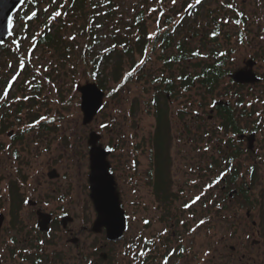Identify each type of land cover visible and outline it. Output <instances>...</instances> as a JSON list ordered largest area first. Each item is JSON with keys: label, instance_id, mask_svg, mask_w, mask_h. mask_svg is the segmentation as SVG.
<instances>
[{"label": "rangeland", "instance_id": "obj_1", "mask_svg": "<svg viewBox=\"0 0 264 264\" xmlns=\"http://www.w3.org/2000/svg\"><path fill=\"white\" fill-rule=\"evenodd\" d=\"M37 1H39V11L46 9V14L56 20L55 23L60 26L59 31L63 40L67 43L72 42L73 53L65 59L60 53L54 52V49L37 43L36 38L42 28L40 21L25 20L28 12L33 10L32 7L23 14L21 8L15 14L14 17L17 19L13 29L14 37L12 36L13 40L8 46L12 48V45L19 40L21 52L19 55L16 52L9 53L8 56V65L13 63V70H9L7 75L11 76L16 72L18 78L12 87L14 95L11 96L9 93L6 96L10 105L8 111L5 110L10 115L9 127L5 130L12 129L13 133L8 135L7 131H0V142L4 143V149L6 148L1 152L0 162L3 167L7 165L6 168H10V164H12L11 168L20 166L19 161L12 156L11 149L21 148L20 157L24 156L26 163L24 173L27 182L25 185L22 184L25 194L33 188V194L37 196L47 186L45 195L55 196L54 200H45L48 208L54 210L57 215L65 212L73 216L74 222L69 227L80 228L81 225H85L90 228L95 212L87 188L89 161L87 140L90 131L94 130L101 135L100 141L104 145H116L109 161L128 222L123 238L116 242L108 241L104 233L83 232L80 234L79 249L66 240L68 234L65 231L54 230L52 235L45 238L42 248L49 256L46 264H151L152 256L160 261L165 254L164 250L169 249L170 252H174L173 264H214L220 259L221 252L223 256L226 255L225 250L229 249V244L238 241L239 236L243 235L240 230L235 232L230 218L231 208L228 205L226 207L220 205L219 208L218 204L216 206L211 204L215 196H218V186H213L208 177H205L201 184L197 183V179L192 178L193 181L189 183L191 196L193 195L192 198L199 196L202 205L189 207L183 217L178 212L179 217L173 220L172 225V220L163 214V208L160 205L153 207V203H150V190L144 182H140V187L138 186L136 178L138 172L135 171L134 158L138 154L141 160L145 151H142V154L140 149L149 146L144 142L150 141L155 126L152 99L157 94L156 89L163 88L159 78L169 77L171 73L173 77H178L182 67L187 71L189 69V72L195 71L198 61L212 62L211 60L214 59L212 52L215 49L214 30L216 29L218 33L217 23L221 28L218 33L219 38L222 42H226V47L230 43L235 46L233 52L235 55L244 56L252 52L256 45H264V33H262L264 0H199V2L176 0L175 3L173 0H114L115 14L112 24L116 26L115 31L135 35L137 28L130 27V24L134 16L142 10L141 15L148 29V37L155 43L148 46L143 53L136 52L133 58L124 55L121 61V77L117 80L111 74L114 60L105 63L108 77L105 80L104 103L88 125L82 123L81 98L76 88L78 83L92 80L88 77L90 67L84 54L87 38L80 35L79 29L74 27L73 20L76 17L66 13V1L56 2L57 9L54 11L51 0ZM57 11L60 12L59 16L54 15ZM242 12L246 17L245 22L238 23L235 19L241 17ZM81 21L78 20L76 24ZM169 28L174 42L184 40L187 42V47L194 51L186 60L173 63L170 69L164 65L161 52L169 54L175 52L176 48L173 46L163 49L158 37V34ZM110 30L111 28L107 29ZM241 31L247 34L243 38L248 41L239 42L236 35ZM156 36L158 39L155 40ZM103 44V42L99 43L100 49ZM117 48L122 50L121 45ZM80 52L83 58L79 57ZM5 72V67L0 70V74ZM259 87L262 89L256 90L250 99L255 106L250 120L259 125L257 144H264V86ZM187 92L191 94L189 100L187 98L178 100L182 97L173 100L169 107L172 113L187 108L190 110L187 115L189 117L194 110L199 109L197 106L200 101L199 88L195 87ZM217 92L218 89L211 94L204 91L206 99H203L201 104L205 106L206 112L217 98ZM36 93H39V96L28 102V95L32 96ZM181 93L186 92L181 91ZM158 101L166 105L164 95H161ZM19 104H22L21 110L22 108L23 110L15 113ZM159 113L164 121L166 116L163 106ZM180 123L181 120L177 119L176 113L172 114L171 130L174 134L177 133L179 129L177 124ZM213 124L215 125V119L208 121V126ZM208 134L206 131L205 138H199L193 144H215L213 136L208 137ZM161 135L153 137L152 141L164 144ZM37 154H43L45 158L58 155L59 159H62L59 168L64 172L65 177L61 180L63 186L57 193L51 191L53 186L48 183L46 176L45 180L43 179L44 184L39 183L42 178L37 177L35 169L38 165L35 166L33 163ZM184 196L188 198V192H185ZM54 205L56 207H53ZM172 209L179 210L175 207ZM22 213L25 215L27 211L24 210ZM201 221L204 223H200ZM12 232L16 234V229ZM10 235L11 231H7L5 226L0 235L1 254L6 251L5 245L9 244ZM180 246H183L182 253L177 259L176 250H173ZM26 249L33 251L34 247L25 246L23 250ZM152 249L155 254L151 253L154 252ZM76 251H79L80 257ZM99 251H105V260L100 258Z\"/></svg>", "mask_w": 264, "mask_h": 264}, {"label": "flooded vegetation", "instance_id": "obj_2", "mask_svg": "<svg viewBox=\"0 0 264 264\" xmlns=\"http://www.w3.org/2000/svg\"><path fill=\"white\" fill-rule=\"evenodd\" d=\"M23 4L18 10L22 8ZM18 10L13 14L9 36L4 43H0V52L2 53L0 56V70L4 67L6 68V72L0 74V131H7L8 135H11L13 130H5V128L9 127L10 117L9 112H7L10 103L6 96L9 93H11V96L14 95L12 87L18 78L16 72H13L11 76L7 75L9 70H13V63L8 65V56L9 53L13 54L16 52L19 55L21 52L19 40L12 45V48H9L8 44L13 40L12 36L14 37L13 29L17 19L14 16ZM245 19L246 17L243 16L242 12L241 17H237L235 21L243 23ZM217 25L219 33L221 28L218 23ZM218 33L215 29V49L212 52L214 55L212 62L204 63L198 61L196 72H188L189 69L188 71L186 70L190 74H193V72L200 74L204 71L205 64L213 63L216 77L213 86H210L208 81L203 82V77L197 76L192 78L191 85L187 83L189 78L187 80L180 77L171 79H168V77L159 78V83L163 85V88L156 89L157 94L152 99L155 126L150 141L144 142V144L149 146L140 149L141 153L145 151V155H142L143 153L140 154L144 160L143 158L140 160L138 154L134 158L135 171L138 172L136 178L139 187V183L144 182L145 186L150 190V203H153L152 206L160 205L164 210L163 214L165 217H169V220H172L171 224L173 225V220L177 219L178 212L183 217L186 215V209L191 206L194 208L196 205L201 204V198L192 203L195 198H192L193 195L191 196L189 190V183L193 181L191 179L195 178L198 180L197 183L201 184L204 178L208 177L210 183L213 186L217 185L219 188L218 196H215L216 198L211 204L213 206L218 204L219 208L221 207L220 205L223 207L228 205L231 208L230 218L235 232L240 230L243 233V235L239 236L238 241L229 244V249L225 250V257L221 252V257L219 255L220 259L214 264H264V144H257L259 125L255 121L250 120L255 111V106L250 102V99L256 90L262 89L259 86H264V45H256L252 52L244 56L235 55L233 54L235 46L230 43L226 47V42L221 41ZM262 33H264V30H262ZM245 36L247 34L243 31L236 35L239 42H245L247 40L243 38ZM216 37L218 38L216 39ZM195 87L199 88L200 91L198 93V100L200 101L197 104L199 109L194 110L189 117L187 115L190 110H187V108L186 110H176V112L172 113L169 107L173 100L179 97L182 98L178 100L186 98L189 100L191 94H188L187 91ZM217 89V98L214 99L208 112H206L205 106L201 104V101L206 99V92L211 94ZM181 91L186 93L180 94ZM161 95L165 96L166 105L158 101ZM38 96L39 93L32 96L28 95L27 100L29 102ZM28 102L25 103L27 104ZM21 106L22 104L16 106L15 113L23 110V108L21 110ZM161 106L165 109L166 117L164 121L159 113ZM174 113H176L177 119L181 120V123L177 124L179 129L176 134L171 130V118ZM18 118L20 117L18 116ZM214 119L215 125L208 126V121ZM259 121L257 122L260 123ZM206 131L209 133L208 137L213 136L216 141L215 144H193L197 139L205 138ZM158 134H162L164 144H157L152 141L153 137ZM15 136L16 134L13 138ZM189 144H192V146ZM4 146L5 144L0 142V160L1 152L6 149H4ZM103 146L110 150L109 160L116 145L103 144ZM20 151L21 148L11 149L12 156L19 161L20 166L16 165V167L11 168L12 164H10V168H6L7 165L3 167L2 162H0V235L4 231L5 226L7 231H11L9 244L5 245L6 251L3 254L0 253V264H10V262L11 264L17 262L18 264H46L49 261V256L44 253L42 248L45 244V238L52 235L54 230L62 229L65 231L68 234L66 240L70 244H74L76 249H79L80 234L91 231V226L90 228L85 225H81L80 228L69 227L74 222L73 216L65 212L57 215L54 210L48 208L45 200H54L55 196L45 195L47 186L37 196H34L33 188L27 191L28 194H25L22 190V184L25 185L27 182V176L24 173L26 163L24 156L20 157ZM35 157L33 163L35 166L38 165L35 171L37 177L42 178L39 183L44 184L43 179L46 176L48 183L53 186L51 191L57 193L61 190L63 186L61 180L65 177L64 172L59 168L62 159H59L58 155L52 158H45L43 154H37ZM207 160L208 162H206ZM87 166L89 174V161ZM110 170L114 175L112 166ZM88 174L87 188L89 190ZM118 191L123 207L120 190L118 189ZM185 192H188V198L184 196ZM197 193L199 194V192ZM90 201L92 202L91 199ZM185 205H188V207H185ZM53 207H56V205ZM173 207L179 210H174L172 209ZM24 210L27 211V214L24 213L25 215L22 213ZM171 215L174 217H171ZM26 225L27 229H25ZM46 226L47 229H45ZM14 228L16 229V234L12 232L15 230ZM23 228L25 231L21 230ZM91 232L94 234H105V230L102 232ZM124 234L125 232L123 236ZM173 234L176 235L175 231H173ZM25 246H33L34 250H23ZM182 248L183 246H180L178 249L175 248L173 250H176L177 259L182 253ZM152 250L154 251V249ZM169 250H164L165 258L162 256L163 259L161 257L160 261L155 256H152L151 264L153 262H156V264H173L174 252ZM76 252L78 256L81 255L79 251ZM99 252L100 258L105 260V251ZM151 253L155 254V251Z\"/></svg>", "mask_w": 264, "mask_h": 264}, {"label": "trees", "instance_id": "obj_3", "mask_svg": "<svg viewBox=\"0 0 264 264\" xmlns=\"http://www.w3.org/2000/svg\"><path fill=\"white\" fill-rule=\"evenodd\" d=\"M51 6H53V11L56 10L57 3L66 1L65 11L71 16L76 18L73 20L74 27L79 29V34L87 38V46L85 50L86 59L90 69L88 70V77L94 80L99 87L103 90L105 89V80L108 77L105 72V63H109L110 60H114L111 74L114 79L117 80L121 77V61L123 56L133 58L136 52L143 53L148 46L155 43L154 40L148 37V29L143 19V11L140 10L133 18V22L130 27L137 28V33L135 35L115 31L116 26L112 24L114 22L115 9H113L114 0H51ZM55 3H54V2ZM57 2V3H56ZM37 0H25L22 6V14L28 11L30 7L33 8L31 12H28L29 16L26 17V21H37L42 27L40 34L37 36L36 41L39 45L47 46L54 49V52L60 53L65 59H68L73 53L72 42L67 43L63 40L60 34V26H58L54 19L50 18L46 14V9L39 11ZM20 11V9L18 10ZM35 13V15H33ZM73 14V15H72ZM24 16V15H23ZM78 20H82L79 24H76ZM25 21V22H26ZM26 26V25H25ZM111 28L110 31L107 29ZM171 29H167L160 34L158 37L162 48L168 49L169 47H175V52L162 53V58L164 65L170 69L173 63H178L180 61L186 60L188 57L192 56L193 50L187 47V42L184 40H179L174 42L173 34L170 32ZM156 36L155 40L158 39ZM108 38V40H107ZM107 41V45H105ZM103 42L104 46L102 49L99 48V43ZM118 45L122 46V50H119ZM196 53V52H195ZM79 57L83 58V54L79 53ZM198 64V63H197ZM185 67L179 70L178 77L187 80V83L191 85L192 78L195 76L203 77V82H209L210 86H213V82L216 77L214 75V64H205L204 71L200 74L193 72L190 74L186 71ZM167 77V76H166ZM174 78L173 73H171L168 79ZM167 79V80H168Z\"/></svg>", "mask_w": 264, "mask_h": 264}, {"label": "water", "instance_id": "obj_4", "mask_svg": "<svg viewBox=\"0 0 264 264\" xmlns=\"http://www.w3.org/2000/svg\"><path fill=\"white\" fill-rule=\"evenodd\" d=\"M24 1L0 0V43H4L9 36L13 14ZM77 90L81 98L82 123L88 125L102 108L105 92L95 81L78 84ZM100 139L101 135L92 130L87 140L90 168L89 197L96 213L90 229L93 232L105 230L107 240L116 242L122 239L127 228V217L121 205L115 177L110 170L111 164L108 160L110 150L103 146Z\"/></svg>", "mask_w": 264, "mask_h": 264}, {"label": "snow or ice", "instance_id": "obj_5", "mask_svg": "<svg viewBox=\"0 0 264 264\" xmlns=\"http://www.w3.org/2000/svg\"><path fill=\"white\" fill-rule=\"evenodd\" d=\"M175 2H176V0H173V3H175ZM197 2H199V0H197ZM229 6H231V5H229ZM190 7H191V5H190ZM33 15H35V13H33ZM54 15L55 16H59L60 15V12L57 11V12L54 13ZM141 63H143V61H141ZM129 75H131V73H129ZM41 119H44V118L41 117ZM199 199H200V197L199 196H196L195 199L192 201V203H195ZM185 207H188V205H185ZM200 223H204V222L201 221ZM181 251H182V249H181Z\"/></svg>", "mask_w": 264, "mask_h": 264}]
</instances>
